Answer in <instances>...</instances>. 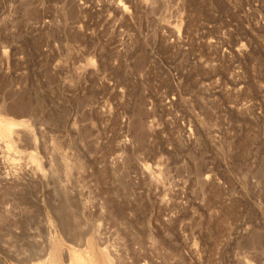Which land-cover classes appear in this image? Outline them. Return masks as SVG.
Instances as JSON below:
<instances>
[{"label":"rangeland","instance_id":"374dc122","mask_svg":"<svg viewBox=\"0 0 264 264\" xmlns=\"http://www.w3.org/2000/svg\"><path fill=\"white\" fill-rule=\"evenodd\" d=\"M0 264H264V0H0Z\"/></svg>","mask_w":264,"mask_h":264},{"label":"bare ground","instance_id":"6f19581e","mask_svg":"<svg viewBox=\"0 0 264 264\" xmlns=\"http://www.w3.org/2000/svg\"><path fill=\"white\" fill-rule=\"evenodd\" d=\"M1 261V260H0ZM80 264H82V263H80Z\"/></svg>","mask_w":264,"mask_h":264}]
</instances>
